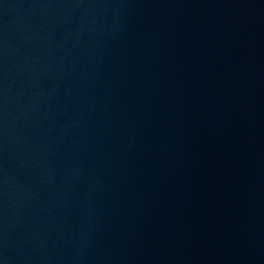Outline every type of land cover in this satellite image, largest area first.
<instances>
[{"label":"water","instance_id":"1","mask_svg":"<svg viewBox=\"0 0 264 264\" xmlns=\"http://www.w3.org/2000/svg\"><path fill=\"white\" fill-rule=\"evenodd\" d=\"M0 264H112L77 132L58 0H0Z\"/></svg>","mask_w":264,"mask_h":264}]
</instances>
